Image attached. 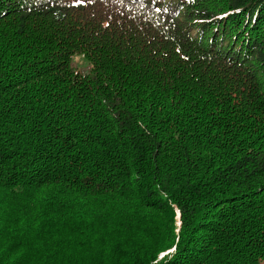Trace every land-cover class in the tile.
Returning a JSON list of instances; mask_svg holds the SVG:
<instances>
[{
    "label": "trees",
    "instance_id": "16d2710c",
    "mask_svg": "<svg viewBox=\"0 0 264 264\" xmlns=\"http://www.w3.org/2000/svg\"><path fill=\"white\" fill-rule=\"evenodd\" d=\"M0 264H264V0H0Z\"/></svg>",
    "mask_w": 264,
    "mask_h": 264
},
{
    "label": "rangeland",
    "instance_id": "374dc122",
    "mask_svg": "<svg viewBox=\"0 0 264 264\" xmlns=\"http://www.w3.org/2000/svg\"><path fill=\"white\" fill-rule=\"evenodd\" d=\"M71 66L83 74H92L93 64L82 54H74L71 58Z\"/></svg>",
    "mask_w": 264,
    "mask_h": 264
}]
</instances>
